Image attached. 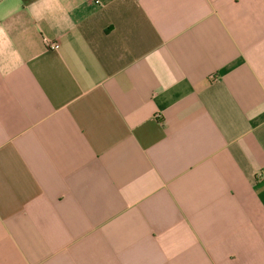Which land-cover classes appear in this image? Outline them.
<instances>
[{
  "label": "crops",
  "instance_id": "crops-1",
  "mask_svg": "<svg viewBox=\"0 0 264 264\" xmlns=\"http://www.w3.org/2000/svg\"><path fill=\"white\" fill-rule=\"evenodd\" d=\"M0 264H264V0H0Z\"/></svg>",
  "mask_w": 264,
  "mask_h": 264
},
{
  "label": "built area",
  "instance_id": "built-area-1",
  "mask_svg": "<svg viewBox=\"0 0 264 264\" xmlns=\"http://www.w3.org/2000/svg\"><path fill=\"white\" fill-rule=\"evenodd\" d=\"M48 46H49L51 49H56V48H57V43L51 42V43L48 44Z\"/></svg>",
  "mask_w": 264,
  "mask_h": 264
}]
</instances>
